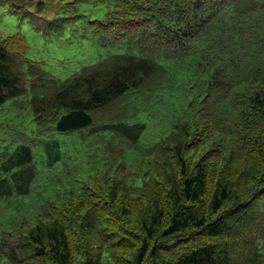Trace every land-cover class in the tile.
I'll list each match as a JSON object with an SVG mask.
<instances>
[{
    "label": "trees",
    "instance_id": "16d2710c",
    "mask_svg": "<svg viewBox=\"0 0 264 264\" xmlns=\"http://www.w3.org/2000/svg\"><path fill=\"white\" fill-rule=\"evenodd\" d=\"M15 9L110 51L60 80L0 41V264H264V0Z\"/></svg>",
    "mask_w": 264,
    "mask_h": 264
},
{
    "label": "rangeland",
    "instance_id": "374dc122",
    "mask_svg": "<svg viewBox=\"0 0 264 264\" xmlns=\"http://www.w3.org/2000/svg\"><path fill=\"white\" fill-rule=\"evenodd\" d=\"M41 1L7 0V7L0 11L3 14L0 18V41L9 35L23 36L29 46L28 58L39 62L50 75L60 80L67 79L83 66L95 64L107 56L110 51L109 47L102 46L93 38L81 37L80 31L75 28L70 29L65 38L54 40L52 44H48L31 25L18 22L16 17L9 13L11 7L15 6L14 11L31 14L34 21H38L37 16L41 14L52 19L66 3L72 0H43L42 10ZM76 26L79 27V24ZM15 126L18 129H28L32 127V123L27 117L24 121L16 118L12 112L0 115V136H5L8 132L11 133L10 127ZM1 206V213L5 214L8 209L3 204ZM18 247L19 240L17 238L8 234L4 235L2 250L6 255L19 254Z\"/></svg>",
    "mask_w": 264,
    "mask_h": 264
}]
</instances>
